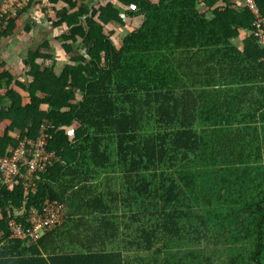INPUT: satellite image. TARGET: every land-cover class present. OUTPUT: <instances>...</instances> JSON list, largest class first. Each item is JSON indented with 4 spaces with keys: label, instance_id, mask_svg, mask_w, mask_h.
Instances as JSON below:
<instances>
[{
    "label": "trees",
    "instance_id": "obj_1",
    "mask_svg": "<svg viewBox=\"0 0 264 264\" xmlns=\"http://www.w3.org/2000/svg\"><path fill=\"white\" fill-rule=\"evenodd\" d=\"M50 4L46 20L63 28L54 39L74 63L56 69L43 41L24 58L31 81L19 90L1 62L0 153L53 124V156L26 197L65 214L33 243L11 237L24 189L0 180V264H264V48L246 4ZM137 16L117 40L115 24ZM17 20L0 17V40Z\"/></svg>",
    "mask_w": 264,
    "mask_h": 264
},
{
    "label": "built area",
    "instance_id": "obj_2",
    "mask_svg": "<svg viewBox=\"0 0 264 264\" xmlns=\"http://www.w3.org/2000/svg\"><path fill=\"white\" fill-rule=\"evenodd\" d=\"M30 0H0V16L7 14L16 16L17 9L26 5ZM41 6H48L49 0H40ZM253 14V28L250 33L257 43L264 48V15L256 0H242ZM46 10H50L46 7ZM264 60V58H263ZM54 125L44 120L40 125L39 136L36 140H23L11 154L0 153V180L3 185L13 187L22 182L24 200L20 206L13 209L8 220L10 236L33 243L39 240L43 233L60 224L64 217V205L60 202L46 200L41 206H29L27 194L37 191L35 178L37 173L46 168L48 159L53 156L46 145L51 134L48 132ZM29 145V147H28ZM26 197V198H25ZM1 211V210H0Z\"/></svg>",
    "mask_w": 264,
    "mask_h": 264
},
{
    "label": "crops",
    "instance_id": "obj_3",
    "mask_svg": "<svg viewBox=\"0 0 264 264\" xmlns=\"http://www.w3.org/2000/svg\"><path fill=\"white\" fill-rule=\"evenodd\" d=\"M41 11V9L38 10L34 6L29 7L26 12L21 13L17 20V28L15 29L14 34L0 40V74L3 72L1 62H6L10 65L11 72L14 76V79L11 82L12 84L9 87L13 85L14 87H17V82L23 81L29 83L31 81V78L27 73V68L24 65V58H26L30 48L39 46L43 41L49 40L52 48L56 50V69H60L66 64L74 63L70 60V56L65 57L62 50L59 49V42L54 39L61 31H63V28L52 27V25L46 20L47 17L54 16V9L46 10V14L43 16L41 15ZM135 19L141 21L143 18L142 16H137ZM28 24L31 25V28ZM124 30L126 33L127 30ZM115 35L117 37L123 36L120 27H115L114 37ZM7 86L8 85H4L0 91H5ZM17 88L21 90L20 87ZM27 101V99L24 100V103H27ZM5 121L9 123V120ZM65 129L69 134H73L72 127L66 126ZM12 135L16 134L13 133Z\"/></svg>",
    "mask_w": 264,
    "mask_h": 264
},
{
    "label": "clouds",
    "instance_id": "obj_4",
    "mask_svg": "<svg viewBox=\"0 0 264 264\" xmlns=\"http://www.w3.org/2000/svg\"><path fill=\"white\" fill-rule=\"evenodd\" d=\"M35 1V6L34 5H31L30 7H32V6H34L36 9H41L42 10V13H41V15L43 16V15H45L46 14V7H49L50 9H52L51 8V4H50V0H49V5L48 6H41V1L40 0H34ZM38 1V5H36V2ZM28 3H26V5H27ZM23 7V6H22ZM18 9H20V8H18ZM18 9H17V11H16V13H17V15L16 16H12V17H17L18 19H19V17H20V15H21V13H19L18 14ZM4 15V14H3ZM2 15V16H3ZM5 15H7V14H5ZM9 15H7V17H8ZM1 17V16H0ZM244 37V36H243Z\"/></svg>",
    "mask_w": 264,
    "mask_h": 264
},
{
    "label": "rangeland",
    "instance_id": "obj_5",
    "mask_svg": "<svg viewBox=\"0 0 264 264\" xmlns=\"http://www.w3.org/2000/svg\"><path fill=\"white\" fill-rule=\"evenodd\" d=\"M128 22L130 23V21H128ZM129 23H127V24H129ZM133 23H134V25L135 24H138L139 23L138 19H135L134 18V21L132 22L131 25L119 26V24L118 25L115 24V27H120L121 28V34L123 35L125 33V30L124 29H127V30L130 29L128 26H133Z\"/></svg>",
    "mask_w": 264,
    "mask_h": 264
}]
</instances>
